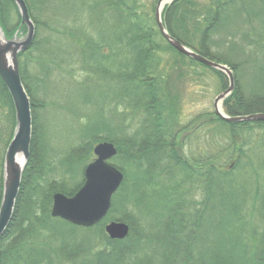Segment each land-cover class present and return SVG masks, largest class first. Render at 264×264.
Returning <instances> with one entry per match:
<instances>
[{"label": "trees", "instance_id": "obj_1", "mask_svg": "<svg viewBox=\"0 0 264 264\" xmlns=\"http://www.w3.org/2000/svg\"><path fill=\"white\" fill-rule=\"evenodd\" d=\"M24 1L36 30L32 47L18 57L21 81L31 102L32 140L14 217L0 240V264H56L58 261L69 264H143L137 258L142 242L150 244L153 256L160 260L159 263L145 264H264V156L255 160L247 154L251 147L236 143L242 134L264 129V123L228 124L215 113L206 115L205 119L199 117L195 119L196 125L191 132L204 124H217L220 129L228 130L233 150L230 151V147L225 149L218 160L230 151L225 158L234 163V167L232 171L223 170L217 157H187L183 153L185 146L181 135L188 128L177 124L180 117L178 96L174 93L166 95L162 88L166 80L159 56L164 49L156 37L165 42L166 49L176 52L191 65L218 76L223 90L228 88L227 77L173 49L161 36L157 25L144 24L142 14L136 10V0L62 1L63 14L76 4L82 8L80 12L88 11L89 27L78 28H69L65 26L67 23H56L57 27L53 28L49 20H43L51 11L52 0ZM104 13L110 15L107 20H112L111 26H105L109 32L104 28L102 31L97 22L94 23L105 19L102 18ZM162 20L174 39L231 68L235 90L224 101L229 116L264 114V1L175 0L165 7ZM0 25L7 39L16 34H27L13 0H0ZM44 28L74 38L80 50L81 69L91 75L86 79L92 85L89 88H93L92 92L100 86L107 89H101L97 95L102 101L95 98L93 102L83 97L84 104H89L93 110L90 109V116H86L88 120L79 129V145L60 162L66 172H71V163L82 165L81 181L75 185L65 179H52L46 172L52 165L47 159L48 148L39 118L40 112L47 107L46 88L53 69L43 56L34 55L44 50L40 38ZM91 30L100 32L98 40L94 39ZM33 64H40V74L30 73ZM249 71L251 83L246 86L243 80ZM86 81L79 86H85ZM0 101L7 109L5 124L0 125L1 206L4 156L16 129L13 101L1 78ZM107 113L109 116L106 117L104 114ZM103 142L116 147L118 154L110 163L124 176L123 183L112 197L107 216L90 228H79L52 217L53 195L61 193L73 197L80 190L85 183V169L94 160V147ZM239 169L244 175L234 176L235 170ZM201 186L208 194L209 203L213 200L211 209L215 220L209 222L212 227L209 231L213 233L209 241L211 247L205 246L207 241L201 233L196 238L199 246L194 251L189 227L192 223L195 226L201 224V229L202 214L195 212L194 221L190 220V201L185 196ZM154 196L153 207L150 199ZM248 200L253 201L254 210L258 211L254 213L262 222L261 230V226L248 223L247 215L244 216ZM137 203L147 212L157 208L158 226L137 228L140 224L129 210ZM110 222L127 224L129 236L123 241L111 240L105 233ZM185 231L190 236L179 237ZM22 250L24 261L21 260ZM179 257H182L180 261ZM194 259L198 261L194 262Z\"/></svg>", "mask_w": 264, "mask_h": 264}, {"label": "rangeland", "instance_id": "obj_2", "mask_svg": "<svg viewBox=\"0 0 264 264\" xmlns=\"http://www.w3.org/2000/svg\"><path fill=\"white\" fill-rule=\"evenodd\" d=\"M62 1L64 0H52V5L50 7L51 11H49V15H47V17H43V20H49V25L53 28L57 27L58 24L62 25V23H67V25L65 26L69 28H78L83 26L89 27L88 23H90V20L88 18V11L84 10L80 12V9L82 8H80L79 4H76L71 5L72 7L75 6V8H69L66 10V13L63 14L61 9ZM157 2L158 0H136V10H138V12L142 14V19L145 22L144 24H147L148 26L154 27L155 25H157L155 24V11ZM106 14L107 13H104L102 17L105 19L94 21V23L97 22L99 29H102V31L103 28L105 29V26H111L112 24V20H107L106 18H110V15ZM56 23L58 24L56 25ZM105 31L109 32L107 29H105ZM90 32L93 33L94 39L98 40V38L100 37V32L94 33L92 30ZM238 37L240 38V36ZM18 38V40L21 41L24 39V36H19ZM40 38L41 41L44 42L43 47L45 51H37L34 55L38 58L43 56L48 60L47 64H49L53 69L46 88V92L48 95V98L46 99L47 107L40 112L39 118L40 125L42 126V131L45 137L44 141L47 143L48 148L47 159L52 165L46 170V172L50 174V177L52 179H65L67 183L75 185L79 181H81L80 170L82 165L78 162L71 163L69 165L71 172H66L60 162L65 160V157L71 151V149L76 148L79 145V129L81 125L88 120L86 116H90V109L93 110V108L89 106V104H84L83 97L85 96L93 102L95 98L102 101V97L97 95L101 93V89H104L106 91L107 89L100 86L98 87L100 89L97 88L94 92H92V85L88 84V81H86V79H89L91 75L87 74L81 69L82 62L80 61V50L74 43V38L53 33V31H50V28H44L41 31ZM156 38L157 43L164 49L159 56V61L162 66L161 71H164L163 77L166 80V84H163L162 88L166 95L174 93V95L178 96L179 104L177 105V107L178 111H180V117H178V122H176L178 125H180V127L188 128L186 133H184V135H181L182 142L185 146L183 153L191 159H204L212 156L214 158L217 157L218 160L221 152H223L225 149L230 147V151L233 150V148L230 146L232 144L231 139L227 136L228 130L220 129L217 124H204L197 131H191L196 125L194 123L195 119L199 117L200 119H205L206 115L215 113V99L228 88L226 90H223L222 81L218 76L207 69L191 65L187 60L179 57L176 52L166 49L165 42L159 36ZM224 50L227 51L225 47ZM46 51H48L49 54H46ZM225 66H227L231 70L228 65ZM247 69L252 70V68L248 67ZM30 73L40 74V64L31 65ZM179 74H181L182 76H180ZM250 75L251 71H249V74H247V76L243 80L246 86H250ZM93 79H95V77ZM85 81L87 82L85 86H79L80 83ZM89 85H91L90 88ZM222 109L223 112L227 116H229L224 109V102L222 103ZM6 114L7 109L0 101L1 126L5 124ZM104 115L109 116L108 113ZM115 122L117 123L116 120ZM199 122H201V120ZM261 139H264V129H257L253 132V134H242L236 139V143L238 146L246 143V147H251L248 149L249 153L247 154L255 157L254 159L257 160L259 157L264 156V141H262ZM230 151L229 153L226 152L224 154L225 157L226 154H230ZM237 156L238 154L235 153V157ZM225 157L221 158V160H218L217 163L223 166V170L232 171L234 163L231 164V162L227 161ZM242 174L243 173L240 169L235 170L234 172V176H241ZM189 193V196L185 197H187V199L190 201V211H188L190 215L189 218H191L190 220L192 222L194 221L193 214H195V212H199L202 214V228L200 229L201 224L195 226L194 223H192L189 227V230L192 231L191 237L193 239L191 246L194 245L193 247L195 251V249L199 246V243H197L199 242V240H197L196 238H198L201 233H203L204 238L207 241V244L205 246L209 247L211 245L209 241L212 240L213 233L209 231V228H212L210 227L211 224H209V222L215 220V215L212 214L213 212L211 209L213 206V200L209 203L208 194H206L202 186L198 189L194 188ZM212 195L215 196L214 194ZM155 198V196L151 197V199L149 198L151 206L153 207L155 205ZM258 206L259 204L257 203V207ZM129 210L135 216V220L137 219L140 224V227H137L138 229L141 230L143 229V227L147 228V226L155 227V225H159V218L155 214L157 213L156 207L152 209V212H147L144 208L138 206L137 203L134 205V208L131 207ZM254 212L256 213L258 211L254 210L253 201L248 200L243 212L244 216L247 215L248 223L257 224L259 225V227L261 226L259 228L261 230L262 222L260 218L258 219V216L256 215L257 213L255 214ZM182 228L184 230L186 229L184 227ZM184 234L182 236L180 235L179 237L185 239L186 236H190V233H188L187 231H185ZM55 243L58 242L55 241ZM148 245L150 244L142 242L137 251V258L143 261V264L151 261L153 263H159V258L153 256L152 247ZM180 258L182 257H179L178 261H180ZM138 259L136 260L137 262H139ZM193 261L195 262L198 260L194 259ZM56 264L69 263L58 261Z\"/></svg>", "mask_w": 264, "mask_h": 264}, {"label": "water", "instance_id": "obj_3", "mask_svg": "<svg viewBox=\"0 0 264 264\" xmlns=\"http://www.w3.org/2000/svg\"><path fill=\"white\" fill-rule=\"evenodd\" d=\"M174 1L158 0L155 11L157 28L164 40L178 53L227 77L228 89L214 101L215 115L228 124L264 123L263 113L231 117L223 112L222 103L235 89L234 74L227 66L196 53L168 33L163 24L162 13L165 7ZM13 2L17 7L21 25L27 29V34L21 41L18 40V34L12 39H7L0 25V78L12 98L16 118L14 136L4 156L0 240L5 236L14 217L23 173L30 157L33 129L31 102L21 81L18 57L32 47L36 30L25 1L13 0ZM93 154L95 160L85 169V184L82 188L73 197H67L61 193L53 195L52 217L62 219L73 225L91 227L107 216L111 208L112 197L119 190L124 176L122 172L109 164L118 154L113 144L100 143L95 146ZM129 232V226L121 222H111L105 227V233L114 241L125 240L129 236Z\"/></svg>", "mask_w": 264, "mask_h": 264}, {"label": "flooded vegetation", "instance_id": "obj_4", "mask_svg": "<svg viewBox=\"0 0 264 264\" xmlns=\"http://www.w3.org/2000/svg\"><path fill=\"white\" fill-rule=\"evenodd\" d=\"M71 224V223H70ZM98 224V223H97ZM73 225V224H72ZM96 225V224H95ZM95 225H93V226H91V227H94ZM74 226H76V227H79V228H90V227H84V226H78V225H74ZM7 244V243H6ZM20 252V251H19ZM20 254H21V256H22V261H24L23 260V255H24V251L22 250L21 252H20ZM37 254V253H36ZM38 254H39V251H38ZM37 254V255H38Z\"/></svg>", "mask_w": 264, "mask_h": 264}]
</instances>
